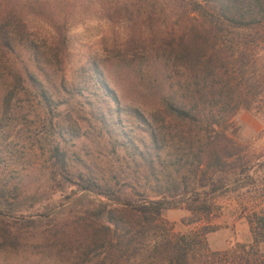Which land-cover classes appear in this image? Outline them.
Wrapping results in <instances>:
<instances>
[{"label":"trees","instance_id":"1","mask_svg":"<svg viewBox=\"0 0 264 264\" xmlns=\"http://www.w3.org/2000/svg\"><path fill=\"white\" fill-rule=\"evenodd\" d=\"M69 1L0 0V252L21 251L25 229L55 222L46 220L43 211L29 213L21 206L33 157L47 164L52 189L70 185L102 197L91 215L76 220L73 230L57 224L49 228L47 238L53 244L74 242V264H264V214L250 215L248 244L212 251L207 239L216 230L210 219L217 198L264 192V154L248 158L246 147L229 134L241 110L264 115V62L259 57L264 50V0H132L133 7H145L147 24L162 29L150 32L148 46L166 62L159 97L191 145L190 154L179 151L177 156L180 161L194 156L198 183L193 188L174 172L182 170L169 155L172 131L137 109L122 107L96 61L80 67L79 79L85 80L80 91L73 83L62 88L73 97H87L99 137L111 144L102 145L101 155L132 168L131 177L123 167L102 169L88 158L90 153L69 145L91 137L74 118L73 101H62L70 113L60 114L57 127L44 132L45 145L30 150L11 145V127L25 108L18 96L39 98L47 117L60 107L54 100L61 94L51 81L58 72L67 80L72 15L59 6ZM130 5L116 1L104 16L112 24L133 20L136 11ZM165 16L176 18L164 26ZM134 40L132 33L128 41ZM131 115L144 136L135 133ZM176 208L208 221L197 229L176 231L165 217Z\"/></svg>","mask_w":264,"mask_h":264},{"label":"rangeland","instance_id":"2","mask_svg":"<svg viewBox=\"0 0 264 264\" xmlns=\"http://www.w3.org/2000/svg\"><path fill=\"white\" fill-rule=\"evenodd\" d=\"M116 1L119 0H70L63 2L64 6L62 4L59 6V9H65L72 15V24L68 32L70 56L66 64L67 80H63L61 72H58L51 81L61 88L60 92L56 86L54 87L56 92L61 94L60 99L54 100V103H61L60 107L47 117L46 113L40 110L39 98L29 99L25 96H18L25 111L20 110L19 118L16 120L17 124L11 127L10 139L13 142L11 145H17L25 150L45 145L44 132L57 127L60 114L66 117L70 113V107L62 104V101H73V107H75L73 116L79 119L91 137L85 136L71 140L69 145L90 153L88 158L95 160V163H98L102 169L123 167L126 169L124 173L131 177L132 168L121 166L113 157L101 155L102 145L111 144L99 137V125L89 114L90 104L88 102L86 104V101H89L86 100L87 97L81 94H75L73 97L62 88L65 83L67 85L73 83L78 87L76 90L80 91V85H83L85 81L79 79L80 67L89 66L91 61H96L104 71L106 80L117 92L122 107L137 109L147 119L157 120L163 130L172 131L169 155L176 159V166L182 170L180 172L174 170V172L181 183L188 184L190 188L196 187L198 181L194 173V156L181 161L177 156L179 151L190 154L191 145L185 142L186 135L179 130V121L168 115L159 97L166 62L162 55L155 51V48L148 46L151 42L150 32L162 33V29L154 30V25L147 24L145 7L142 8L141 3L133 7L132 0L126 1L132 3L130 6L136 11L133 20H121L117 24H112L105 18L104 12L114 7ZM30 17L40 28L47 31L43 23ZM163 19L164 26L175 21L174 19L167 20V16ZM132 33L135 40L129 43L128 40ZM259 57L264 62V50ZM2 90L3 84L0 82V102ZM86 95L90 96V93L86 92ZM83 102L85 108L81 105ZM28 111L30 113L27 116ZM129 120L131 125L136 126L135 133L144 136L138 120L133 115L129 117ZM229 134L246 147L245 153L248 158L255 159L258 155L264 154L263 114L241 110L233 117V125L229 128ZM3 143L0 142V145L4 146ZM196 147L195 151H198L199 145ZM30 160L33 161V163L29 161L33 166L25 172L26 186L21 197V206L29 213L43 211L47 214L46 220L52 218L55 222L25 229L23 231L24 245L21 251L0 252V264H74L70 251L75 245L74 242L66 244V241L65 244H57L55 241L53 244V239L47 238L50 234L49 228L57 224L73 230L76 220L82 215H91V211L102 197L85 195L75 186L70 185H66L61 190L52 189L49 184V168L45 161L35 160L33 157H30ZM172 167L175 168V165ZM96 171L101 176L104 174L101 169ZM112 180L117 188L121 186L116 179ZM215 203L214 214L210 220L216 230L207 236L210 249L225 251L233 249L238 243H250L252 233L249 217L254 211L264 214V192L262 190L253 191L244 193L240 197L224 196L217 198ZM165 217L174 225L175 230L180 232L197 229L208 221H197L185 208L170 209L165 213Z\"/></svg>","mask_w":264,"mask_h":264}]
</instances>
